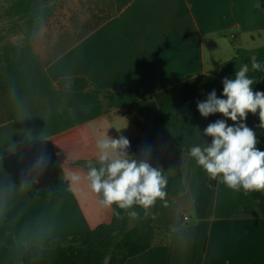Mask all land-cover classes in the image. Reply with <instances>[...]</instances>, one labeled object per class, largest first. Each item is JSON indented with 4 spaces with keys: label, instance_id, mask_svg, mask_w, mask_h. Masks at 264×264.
I'll return each mask as SVG.
<instances>
[{
    "label": "crops",
    "instance_id": "1",
    "mask_svg": "<svg viewBox=\"0 0 264 264\" xmlns=\"http://www.w3.org/2000/svg\"><path fill=\"white\" fill-rule=\"evenodd\" d=\"M263 1L107 0V17L55 49L43 37L55 34L59 22L49 24L66 16V0H0V264H19L28 244L110 224L113 207H101L86 181L69 190L64 174L86 173L106 136L126 138L130 158L144 145L134 106L109 108L102 95L58 82L85 78L151 98L215 71L233 79L236 50L264 47ZM241 122L264 151L259 111ZM179 164L185 191L156 201L151 246L122 264H264V216L249 192L210 179L189 154Z\"/></svg>",
    "mask_w": 264,
    "mask_h": 264
},
{
    "label": "trees",
    "instance_id": "2",
    "mask_svg": "<svg viewBox=\"0 0 264 264\" xmlns=\"http://www.w3.org/2000/svg\"><path fill=\"white\" fill-rule=\"evenodd\" d=\"M236 53L242 66L248 65L247 75L255 81L253 85L264 92V67L259 71L251 69L253 57L264 66V47L253 52L239 48ZM222 82L219 73L215 71L211 75L188 79L156 93L151 98H146L138 90L130 88L117 91L93 89L85 78L61 80L58 86L73 91L90 89L102 95L109 108L134 106L143 119L136 123L144 133V145L141 149H129L131 158L147 162L160 170L167 178L164 189L167 195H179L185 191L179 164L180 155L188 154L194 145L211 144L212 137L204 135V129L210 123L225 120L229 126L234 124L220 113L203 117L197 108L198 102L206 101L212 90L216 91L218 98H226L222 96ZM249 194L264 216V191H253ZM113 209L114 215L110 224L101 225L85 235L61 240L49 239L41 245L28 244L25 256L19 264H105L109 256L118 257L119 264H122L125 260L145 252L151 246L154 236L151 210L148 209L145 213L139 206H134L133 210L138 216L131 220V216L116 209L115 205ZM117 211L120 212L119 216L116 215Z\"/></svg>",
    "mask_w": 264,
    "mask_h": 264
},
{
    "label": "clouds",
    "instance_id": "3",
    "mask_svg": "<svg viewBox=\"0 0 264 264\" xmlns=\"http://www.w3.org/2000/svg\"><path fill=\"white\" fill-rule=\"evenodd\" d=\"M262 67L255 57L251 59L253 71L262 70ZM248 71L245 64L236 71L234 80H223L222 96L226 98H218L212 90L206 101L198 102L201 116L220 113L233 121L234 126H229L225 120L210 123L204 135L212 137L211 144L194 145L188 154L210 179L219 177L229 189L253 192L264 191V151L256 147L254 131L236 122L245 121L248 113L259 111L260 127L264 128V92L252 90L255 81L248 77ZM129 144L123 136L98 140L96 163L89 160L85 165L86 173L65 172L69 190L86 181L101 207L112 209L115 205L133 218L138 216L134 206L146 213L158 199L164 200L167 178L149 163L130 158L126 152Z\"/></svg>",
    "mask_w": 264,
    "mask_h": 264
},
{
    "label": "rangeland",
    "instance_id": "4",
    "mask_svg": "<svg viewBox=\"0 0 264 264\" xmlns=\"http://www.w3.org/2000/svg\"><path fill=\"white\" fill-rule=\"evenodd\" d=\"M105 1L107 0H66L63 5L67 9L66 16L60 15L58 20L51 21L50 26L56 21L59 24L54 25L55 34L43 37L44 41L50 43L55 49L67 48L79 38L80 33L86 32L108 16L110 9L108 2ZM133 219L132 217L131 220Z\"/></svg>",
    "mask_w": 264,
    "mask_h": 264
},
{
    "label": "built area",
    "instance_id": "5",
    "mask_svg": "<svg viewBox=\"0 0 264 264\" xmlns=\"http://www.w3.org/2000/svg\"><path fill=\"white\" fill-rule=\"evenodd\" d=\"M185 219H187V217Z\"/></svg>",
    "mask_w": 264,
    "mask_h": 264
}]
</instances>
